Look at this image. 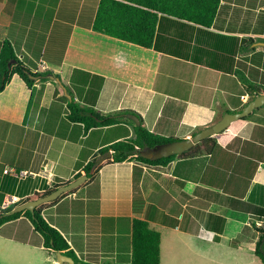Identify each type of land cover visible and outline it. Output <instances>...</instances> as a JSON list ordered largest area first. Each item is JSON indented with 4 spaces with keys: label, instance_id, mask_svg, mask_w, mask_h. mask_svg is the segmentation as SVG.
<instances>
[{
    "label": "crops",
    "instance_id": "0c3cea01",
    "mask_svg": "<svg viewBox=\"0 0 264 264\" xmlns=\"http://www.w3.org/2000/svg\"><path fill=\"white\" fill-rule=\"evenodd\" d=\"M98 3L0 0V45L8 40L33 72L53 73L32 87L14 75L0 93V212L70 182L100 148L135 137L122 123L71 141L80 130L66 125L64 87L80 104L134 111L149 132L179 140L264 96V0H220L209 28L160 17L152 48L94 32ZM208 148L165 167L107 164L42 216L89 264H129L135 219L159 232L160 264H262L252 246L264 224V104ZM6 227L10 254L58 264L28 219L0 232Z\"/></svg>",
    "mask_w": 264,
    "mask_h": 264
},
{
    "label": "trees",
    "instance_id": "16d2710c",
    "mask_svg": "<svg viewBox=\"0 0 264 264\" xmlns=\"http://www.w3.org/2000/svg\"><path fill=\"white\" fill-rule=\"evenodd\" d=\"M219 3L220 0H99L91 29L96 33L143 48H152L158 18L172 17L203 28H209L214 21ZM14 75H17L27 87H32L37 81H45L47 76H53V73L49 70L40 73L33 72L17 58L10 42L4 40L0 45V93ZM54 77L59 79L58 75H54ZM101 85H99L97 93ZM248 88L250 91H254L256 95L259 93L257 86L253 83L248 82ZM64 89L68 98L64 108L66 125L72 124V129L77 128L80 130L76 137L69 138L71 141H77L93 129L112 127L122 123L130 124L135 135L134 138L120 139L100 148L96 153L98 157L93 161H89L81 172L73 176L71 181L80 177L81 173L88 175V180H92L97 177L102 167L111 163L136 162L149 167H165L176 158L194 157L207 154L209 151L208 143L211 142V138L200 141L180 155H172L158 160L143 158L140 156L142 150L153 149L159 145L179 141V139L166 138L149 132L143 127L141 117L134 111L119 110L102 113L97 111L91 104H80L75 101L69 88L64 87ZM250 116L251 114L241 120H245ZM135 118L139 121V125L135 124L133 120ZM197 133L198 131L193 132L191 137ZM92 168L94 170L90 174ZM70 182H59L52 189L43 193H35L23 202L45 197L55 189ZM16 206L18 205L0 212V227L23 216L31 223L33 231L40 235L43 249L54 254L60 252L72 258L74 264H89L80 261L69 250V246L62 235L43 218L41 207L34 209L32 213L25 210L19 213L7 214ZM257 232L258 240L252 246V251L264 264V224ZM129 264H160V234L151 229L148 223L143 220L135 219L132 222Z\"/></svg>",
    "mask_w": 264,
    "mask_h": 264
},
{
    "label": "water",
    "instance_id": "95a60500",
    "mask_svg": "<svg viewBox=\"0 0 264 264\" xmlns=\"http://www.w3.org/2000/svg\"><path fill=\"white\" fill-rule=\"evenodd\" d=\"M48 77L49 79L53 80L52 76H48ZM263 104H264V96L263 95L258 96L253 101L248 103L247 106L241 112L238 113L226 112L218 122L202 129L193 137L172 143H167L164 145H159L157 147H154L153 149H144L140 152V156L148 160H158L162 158H167L172 155H180L188 151L193 145L199 143L200 141H203L204 139L207 138H211L213 136H217L220 133L224 132L232 122L247 117L254 110L260 108ZM133 120L135 121L136 125L140 124L136 118ZM93 170L94 168L90 170V174L93 173ZM87 180H88V175L82 174L74 181H71L70 183L55 189L47 196L39 198L34 201L24 202L23 204H20L19 206L15 207L7 214L19 213L25 210H28L32 213L34 209L40 207L43 204H50L57 201L62 195L81 186ZM55 257L58 264H74V260L72 258L60 252H56Z\"/></svg>",
    "mask_w": 264,
    "mask_h": 264
},
{
    "label": "rangeland",
    "instance_id": "374dc122",
    "mask_svg": "<svg viewBox=\"0 0 264 264\" xmlns=\"http://www.w3.org/2000/svg\"><path fill=\"white\" fill-rule=\"evenodd\" d=\"M92 142H93V138H92ZM84 154H87V152H85ZM96 157H98V156H96ZM45 205L46 204L41 205L40 206V207H42L41 209L45 208ZM7 231H9V227H6L3 230H1L0 234H6ZM15 252H19V253H17V254L14 253V255L10 254L9 246L6 245L0 239V264H25L26 260H27L25 258V254L22 253V251L19 249H16ZM52 258L56 259L55 255L52 254ZM195 261H196V259L195 260L191 259L190 261H183V264H185V263H187V264H189V263L198 264V263H195ZM162 264H165L164 260L162 261ZM255 264H258V263H255Z\"/></svg>",
    "mask_w": 264,
    "mask_h": 264
},
{
    "label": "built area",
    "instance_id": "2783aa9c",
    "mask_svg": "<svg viewBox=\"0 0 264 264\" xmlns=\"http://www.w3.org/2000/svg\"><path fill=\"white\" fill-rule=\"evenodd\" d=\"M11 170H4V174L6 173H10ZM18 175V178H20L21 176H23L24 174L23 173H19V174H14V176H17ZM264 223V222H263ZM262 225V224H261Z\"/></svg>",
    "mask_w": 264,
    "mask_h": 264
},
{
    "label": "clouds",
    "instance_id": "9594fccd",
    "mask_svg": "<svg viewBox=\"0 0 264 264\" xmlns=\"http://www.w3.org/2000/svg\"><path fill=\"white\" fill-rule=\"evenodd\" d=\"M68 194V193H67Z\"/></svg>",
    "mask_w": 264,
    "mask_h": 264
}]
</instances>
